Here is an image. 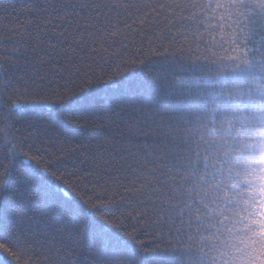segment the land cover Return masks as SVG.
I'll return each mask as SVG.
<instances>
[{
	"label": "snow or ice",
	"instance_id": "snow-or-ice-1",
	"mask_svg": "<svg viewBox=\"0 0 264 264\" xmlns=\"http://www.w3.org/2000/svg\"><path fill=\"white\" fill-rule=\"evenodd\" d=\"M22 12L0 21V264H264V0Z\"/></svg>",
	"mask_w": 264,
	"mask_h": 264
},
{
	"label": "trees",
	"instance_id": "trees-1",
	"mask_svg": "<svg viewBox=\"0 0 264 264\" xmlns=\"http://www.w3.org/2000/svg\"><path fill=\"white\" fill-rule=\"evenodd\" d=\"M26 2V0H0V8H6L7 12L0 11V21L6 20V19H12V27H19L20 25L15 23V17H20L21 20L23 19L24 13L22 12V6ZM6 25L3 23H0V27H5ZM140 38H136V43L139 44ZM147 38H145V43L147 44ZM153 71H160L163 72V64L160 60V58H156L155 62L151 65ZM75 136L78 139H81L83 141H87L90 138L94 137L96 135V129L91 127H84V128H76L73 130ZM70 167V163L68 164ZM57 196L60 197L61 194L57 193ZM110 211L113 213H116L119 215L121 211L124 210V208L120 205H110ZM143 239L147 242L149 240V237L147 235L143 236Z\"/></svg>",
	"mask_w": 264,
	"mask_h": 264
}]
</instances>
